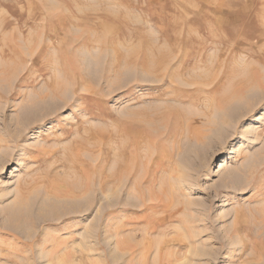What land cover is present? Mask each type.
<instances>
[{
    "label": "rangeland",
    "instance_id": "obj_1",
    "mask_svg": "<svg viewBox=\"0 0 264 264\" xmlns=\"http://www.w3.org/2000/svg\"><path fill=\"white\" fill-rule=\"evenodd\" d=\"M248 263L264 0H0V264Z\"/></svg>",
    "mask_w": 264,
    "mask_h": 264
},
{
    "label": "bare ground",
    "instance_id": "obj_2",
    "mask_svg": "<svg viewBox=\"0 0 264 264\" xmlns=\"http://www.w3.org/2000/svg\"><path fill=\"white\" fill-rule=\"evenodd\" d=\"M234 149H235V147L232 149V152L234 151ZM221 165H223L222 163H221ZM251 165V164H250ZM125 167V166H124ZM249 167V166H248ZM247 186V185H246ZM191 202V201H190ZM199 236V235H198ZM189 237V236H188ZM196 237V236H195ZM193 240V239H192ZM249 264V263H248ZM251 264V263H250Z\"/></svg>",
    "mask_w": 264,
    "mask_h": 264
}]
</instances>
